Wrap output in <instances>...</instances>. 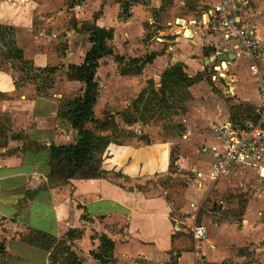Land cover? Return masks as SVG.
Masks as SVG:
<instances>
[{
	"label": "crops",
	"instance_id": "crops-1",
	"mask_svg": "<svg viewBox=\"0 0 264 264\" xmlns=\"http://www.w3.org/2000/svg\"><path fill=\"white\" fill-rule=\"evenodd\" d=\"M85 2L86 8H83L85 4L76 7V12L81 15L71 20L76 26L63 32L62 38L67 42L62 53L52 48L35 50L31 54L30 60L36 70L49 69L51 75L62 74L63 80L54 85L55 92L46 89L47 93L43 94L31 84L18 89V98L11 103L4 102L1 107V110L12 109L10 115L24 119L25 123L23 130L19 128L18 132L0 138V226L5 230L0 232L5 252L0 255L3 257L0 264H51V251L35 240H25L29 238H25L26 233L45 235L53 240L63 239L66 234L73 235L67 241L78 257L86 259L79 260L82 264L100 263L97 259L90 262L87 257L93 251L100 255L102 237L111 244L104 264H261L249 256L251 249L255 253L262 250L255 247L260 232L256 224L261 219L260 213L243 214L241 226L232 236L228 228L221 225H217L215 237L203 227L205 238L195 242L190 232L173 222L172 210L163 197H148L135 190L133 185L130 190L125 184L127 181L139 183L137 179L141 178L143 184L149 178L137 177L141 173L164 176L171 161L176 165L169 147L162 143H144L135 136L131 143L118 145L111 140L112 130H96L106 120L119 123L111 117L130 107L148 81L153 83L155 91L162 89V77L177 65L183 67L182 72L188 79H193V76L202 77L216 61L214 79L217 68L226 59L223 77L228 75L225 86L231 94L252 107L260 104L259 77L250 72V62L237 53L220 32L199 28V22L207 20L220 0ZM205 4L211 6L206 13L202 12ZM244 4L246 2L242 0H230V10L249 24L239 14ZM63 5L64 2L54 5L49 0L43 3L39 0H0V25L14 30L16 47L24 55L28 47L33 49L36 43L44 44V37L50 39L43 32L35 31L40 26L34 21L35 13L56 6L57 10L63 9ZM183 5L189 8L187 12H183ZM98 10L100 14L93 20ZM51 22L52 26H57L54 20ZM82 26L111 30L112 50L97 61L93 79L96 101L91 107V118L80 132L72 128L71 111L83 98L85 86L71 76L73 70L83 64L86 54L87 38L78 32ZM82 37L85 44L80 42ZM141 58L149 61L144 63L140 73L120 75L119 59ZM260 60L262 55L256 65ZM13 91L17 89L12 88L10 92ZM228 117L227 108L221 115L211 117L210 122L222 125L228 122ZM197 121L203 123L206 120L199 118ZM137 123L138 120L133 124L136 126ZM137 129L131 127L128 131L137 133ZM81 133L88 134L95 142L106 139L103 148L89 154L102 156L96 169L107 175L86 178L74 174L63 184L53 183L51 147L74 145ZM261 156L264 166V151ZM218 180L211 179L213 182ZM184 222L186 225L187 220ZM195 226L193 222L191 227ZM235 241L249 249L240 250V255L230 260L234 258L231 245Z\"/></svg>",
	"mask_w": 264,
	"mask_h": 264
},
{
	"label": "rangeland",
	"instance_id": "rangeland-1",
	"mask_svg": "<svg viewBox=\"0 0 264 264\" xmlns=\"http://www.w3.org/2000/svg\"><path fill=\"white\" fill-rule=\"evenodd\" d=\"M39 1L43 3L46 0ZM49 1L54 5H57L58 2H64L63 9L57 10L56 6L54 9L38 11L35 13L34 21L40 23L35 31L43 32L50 39L44 37V44L36 43L33 49L28 47L26 54L23 55L22 53L10 63L3 60L2 52H0V138H4L12 132H18L19 128L23 130L24 119L10 115L12 109L1 110L4 102L11 103L18 98L20 94L18 89L33 84L37 86L40 93L46 94V89L54 93L55 83L63 80L61 73L51 75L49 69L46 71L36 70L30 60L31 54L35 50L49 51L52 48H55L57 53H62L67 42L62 38L65 34L63 32L76 26L75 21L71 22V20L81 15L76 12V7L85 4L83 8H86L87 3L86 0ZM104 1L107 2V0ZM185 1L188 3L193 2V0ZM242 1L246 4L242 5L239 14L254 26L261 39L260 53L262 60L257 64V67L260 77L264 79V0ZM190 6H193V4H190ZM188 9L187 6L183 5V12H187ZM210 9V4H205L202 12L206 13ZM98 14H100L99 10L92 19L95 20ZM122 15L124 16V13ZM122 15H119V18L122 17L120 19H124ZM52 20L55 21L57 26H52ZM80 28L79 31L77 30L79 34L83 33L84 39L87 38L86 44L83 37L80 39V42L83 41L85 44V53H87L91 48L88 39L95 28L84 26ZM103 31L106 35L103 39L97 38L96 46L101 48V56H106L112 50L110 46L112 31L109 29ZM143 59L145 58H141L140 61L138 60L139 62L135 59H119L117 64L120 75L125 76L124 74H131L132 72L134 74L140 73L147 61ZM215 67H217V62L213 61L202 77L193 76V79L186 77L182 72V66L177 65L171 68L168 74L162 77V89L155 91L153 83L148 81L147 87L135 96V102L130 107L117 113L115 117H111L113 120L117 119L119 123L114 124L106 120L96 130L102 132H111L112 130L111 140L118 145L131 143L133 141L131 140L132 137L135 136L144 143H162L169 147L171 159L173 161L176 159V165L170 160L171 163L164 176H150L149 173H141L137 177L149 178L143 184L140 182L143 178L137 179L139 183L127 181L125 184L129 186L128 189L130 190H132L130 186L133 185L135 190L143 192L148 197H163L172 210L173 222H177L182 229H185L188 233L190 232V235L194 228L191 225L195 222V227H204L208 233L213 232L214 237L216 236L217 225L228 228L232 236L237 234V228L241 226L243 214L249 212L260 213L261 219L256 222L260 227V232H257L258 238L255 247L257 246V249L262 250L255 253L251 249L249 256L252 261L264 264V170L262 171L263 176H259L253 170H240L228 178L215 182L211 181L208 174V166L215 160L214 155L220 152L222 146L216 134L217 136H219V133L224 136H233L238 132H244L257 126L264 131V118L262 117L264 103L260 99V104L252 107L239 101L237 96L232 95V92L225 86L228 81L227 74L226 77L218 78V80L213 79ZM72 74V78L77 75L75 71ZM12 88L17 89V91L10 92ZM227 108L229 109L227 123L221 125L219 122H210L211 117L221 115ZM199 118H204L206 121L203 123L197 121ZM137 120L138 123L135 126L133 123H136ZM131 127H137L139 131L137 133L128 131ZM81 134L83 136V133ZM104 141L106 139L101 142L92 141L90 144L100 150L101 147L105 146ZM213 148H217L214 153H212ZM259 159H262V156ZM101 161L102 156L88 154L81 163L82 170L80 169L75 175L81 174L82 177L86 178L105 177L106 173L97 172L96 169L98 168L97 164ZM51 163L54 169L51 176L54 180L53 183L63 184L69 177L71 170H73V161L70 162L68 155H61L52 159ZM115 177L119 178L117 175ZM185 220H187L186 225ZM191 220H193L192 223H189ZM1 227L2 225L0 226V232L4 230ZM26 234L28 235H25V238H29L23 239L32 242L35 240L51 251V264H74V261L75 264H82L79 260H86L78 257L74 253L75 251L71 249L68 242L69 239L74 237L71 234H66L63 239L55 240L45 235ZM1 244L0 242V246ZM241 244L235 241L231 245L233 246L231 249L234 258L230 260L238 257L240 250L249 249V247H245L246 245ZM250 246H254V244ZM94 252H91L90 257H87L90 262L95 260ZM105 252L103 262L106 263L109 252L108 250ZM3 254L5 252L2 244L0 255ZM2 258L0 257V261ZM97 264H101V262ZM222 264L229 263L224 262Z\"/></svg>",
	"mask_w": 264,
	"mask_h": 264
},
{
	"label": "built area",
	"instance_id": "built-area-1",
	"mask_svg": "<svg viewBox=\"0 0 264 264\" xmlns=\"http://www.w3.org/2000/svg\"><path fill=\"white\" fill-rule=\"evenodd\" d=\"M199 28L220 32L232 44L233 49L250 62V72L259 77L258 91L261 102L264 103V79L260 77L256 65V60L261 57V42L255 28L231 12L230 0H220L207 20L199 22ZM225 69L218 67L214 79L223 77ZM216 137L221 141L222 150L214 155L215 160L210 166L209 176L212 180L224 178L237 170H253L259 176L263 175L264 166L259 158L264 151V131L259 126L233 136L219 133ZM191 237L195 242L202 241L205 229L201 226L194 227Z\"/></svg>",
	"mask_w": 264,
	"mask_h": 264
},
{
	"label": "trees",
	"instance_id": "trees-1",
	"mask_svg": "<svg viewBox=\"0 0 264 264\" xmlns=\"http://www.w3.org/2000/svg\"><path fill=\"white\" fill-rule=\"evenodd\" d=\"M105 35V32L99 29H94L91 32L88 39V42L91 44V48L85 54L83 64L79 68L73 70L77 74L75 79L85 86L83 98L76 102L75 109L71 111L73 114L71 120L72 128L80 132L84 123L89 121L91 118V107L96 101V86L93 79L97 68V61L101 58V48L96 46V44L98 42L97 38L103 39ZM0 52H2L3 60L7 63L12 62L14 59L18 58L19 55H22V51L16 47L14 30L11 27L0 25ZM136 61L139 62L140 60ZM92 141L93 138L84 133L83 136L79 137L78 141L74 145L51 147V160L55 159L57 156L68 155L70 162L73 161V170H71L67 179H71L76 172L82 169L81 163L92 150H99L96 146L90 144ZM97 141L98 140H96V142ZM53 172L54 169L51 164V176L53 175ZM1 248L2 245L0 246V249ZM110 248V242L103 238L102 252L100 255L93 254L94 258L99 260L101 264H104V253H106V250L109 252ZM67 250L69 249L67 248ZM73 263L75 264L76 262L74 261Z\"/></svg>",
	"mask_w": 264,
	"mask_h": 264
},
{
	"label": "water",
	"instance_id": "water-1",
	"mask_svg": "<svg viewBox=\"0 0 264 264\" xmlns=\"http://www.w3.org/2000/svg\"><path fill=\"white\" fill-rule=\"evenodd\" d=\"M222 59V58H221ZM224 61H226V59H223V62L221 63V67L222 68H225V62Z\"/></svg>",
	"mask_w": 264,
	"mask_h": 264
},
{
	"label": "bare ground",
	"instance_id": "bare-ground-1",
	"mask_svg": "<svg viewBox=\"0 0 264 264\" xmlns=\"http://www.w3.org/2000/svg\"><path fill=\"white\" fill-rule=\"evenodd\" d=\"M188 35V34H187Z\"/></svg>",
	"mask_w": 264,
	"mask_h": 264
}]
</instances>
